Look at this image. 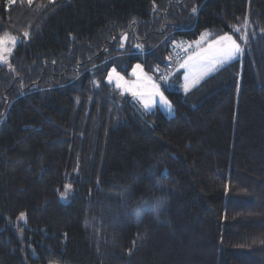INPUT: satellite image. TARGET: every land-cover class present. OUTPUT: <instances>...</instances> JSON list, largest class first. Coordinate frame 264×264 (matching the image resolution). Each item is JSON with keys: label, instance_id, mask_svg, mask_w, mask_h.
<instances>
[{"label": "trees", "instance_id": "trees-1", "mask_svg": "<svg viewBox=\"0 0 264 264\" xmlns=\"http://www.w3.org/2000/svg\"><path fill=\"white\" fill-rule=\"evenodd\" d=\"M234 27L242 59L164 89L170 116L104 81ZM6 33L0 264H264V0H0Z\"/></svg>", "mask_w": 264, "mask_h": 264}, {"label": "rangeland", "instance_id": "rangeland-1", "mask_svg": "<svg viewBox=\"0 0 264 264\" xmlns=\"http://www.w3.org/2000/svg\"><path fill=\"white\" fill-rule=\"evenodd\" d=\"M237 27H234V29ZM233 29V30H234ZM225 33L229 32H220L217 31L216 29H208L202 31L196 38L190 39V40H184V41H175L171 42L170 46L173 48L175 47V52L182 54V57L180 60H175L171 54H166L164 58L162 59L164 64H158L153 67L152 71H147L144 68V65L140 62H134L130 68L126 72H123L122 70H118L122 76L125 77L127 81H129L130 85L133 86V90L135 91H141V92H147L151 89V83L149 82L148 78L150 77L153 82H155L157 85L160 86L161 91L164 92L165 95V90H174V91H180L185 93V85L188 84L190 90L197 84H199L204 78L207 76L211 75L214 72H206L207 66L209 63H211L214 58L217 55V49L219 48L220 45L214 44L213 42L217 40L218 37L223 36ZM230 35L233 36L234 39L237 40L238 43L241 44V47L245 49V42L240 39L241 36H243L240 31L235 32L234 34L229 33ZM4 35H10V36H15L17 37V42L16 44L21 40L19 36L6 33ZM9 48H12V44L7 45ZM177 47V48H176ZM244 52L236 57L235 59H242ZM7 56V54H6ZM9 57H7V62L0 64V65H7L9 62ZM233 59V60H235ZM232 60V61H233ZM231 62V61H230ZM229 63V62H228ZM125 64V63H124ZM140 64L141 68L140 69H135V65ZM183 65V67H182ZM226 65V64H225ZM224 66V65H223ZM222 67V66H220ZM217 67V70L220 68ZM114 68V67H112ZM110 68L108 72L104 76V81L113 87L117 92H119L123 96H128L132 104L138 113H146L142 107V105L139 103V98L134 97L131 95V93L126 92L122 89H118L116 87L115 80H113L111 83H108L106 81V77L108 76L109 71L112 69ZM133 71H135V75H133ZM161 76L167 77L166 81H162L160 79ZM187 77V79H186ZM166 96V95H165ZM167 97V96H166ZM168 99V98H167ZM169 101V100H168ZM172 106V105H171ZM159 109L154 108L152 111ZM161 112L165 113L166 115L170 116L173 114V109L172 113L169 114L161 109H159ZM69 184V183H67ZM65 191V188L60 190L58 192V199L61 202H68L70 200V196L72 193L69 194V197L67 200L62 201L60 199V194ZM23 212H20L16 219H15V224L17 226L24 225L25 223V217L23 219L20 218V214Z\"/></svg>", "mask_w": 264, "mask_h": 264}, {"label": "snow or ice", "instance_id": "snow-or-ice-1", "mask_svg": "<svg viewBox=\"0 0 264 264\" xmlns=\"http://www.w3.org/2000/svg\"><path fill=\"white\" fill-rule=\"evenodd\" d=\"M28 2L31 4L32 0H28ZM197 13H198V7L193 6L191 9V14L196 15ZM233 31L239 32L240 29L237 27ZM27 35L28 33L24 34L25 37H27ZM17 39L18 38L15 36L0 35V64L7 62V57L11 56L14 50V47L16 45ZM123 39H126V35L125 37H122V40ZM240 39L243 40L246 44L248 41V36L245 34L241 36ZM213 43L218 44L220 46L217 49L216 57L211 63H209V65L207 66L206 72L204 74H206L207 72L216 71L217 67L227 64L228 62L232 61L236 57L240 56L245 51V49L241 47V44L238 43L237 40L234 39L233 36L230 35L229 33H225L223 36L218 37L217 40L214 41ZM8 44H12L13 47L9 48L7 46ZM120 47L123 48L124 44L122 43ZM136 47L139 49V48H142V45H136ZM134 67L135 69H140L141 65L137 64ZM135 74H136L135 71H133V75ZM160 79L162 81H166L167 77L161 76ZM113 80H115L116 87L118 89H122L126 92H129L134 97H138L139 103L142 105L146 113L152 112V110L157 107L169 114L172 113L171 102L168 101L167 97L164 95V92L161 91L160 86L157 85L155 82H153L150 77L148 78V80L151 83V89L147 92L133 90V86L130 85L129 81H127L125 77L122 76L115 67L109 71L108 76L106 77V81L108 83H111ZM188 88H189V85L186 84L184 90L187 92ZM163 171L164 173H167V168H165ZM64 188H65V191L60 194V199L62 201L68 199L69 194L71 192V185L65 184ZM24 217H25V214L21 213L20 218L23 219Z\"/></svg>", "mask_w": 264, "mask_h": 264}]
</instances>
